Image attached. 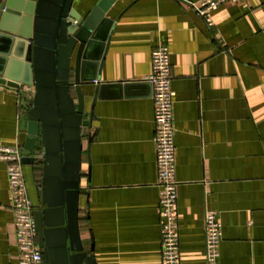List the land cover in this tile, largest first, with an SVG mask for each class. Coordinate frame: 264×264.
Wrapping results in <instances>:
<instances>
[{"label": "crops", "instance_id": "crops-1", "mask_svg": "<svg viewBox=\"0 0 264 264\" xmlns=\"http://www.w3.org/2000/svg\"><path fill=\"white\" fill-rule=\"evenodd\" d=\"M98 1L74 5L86 15ZM195 1L116 0L106 14L102 74L83 84L88 100L100 85L80 212L98 264H163L153 90L140 83L161 44L175 92L180 264H206L207 209L222 223L219 264H264V0L220 4L213 27ZM9 87L0 82V144L23 146L26 111ZM23 169L36 201L41 165ZM11 201L0 160V264H20Z\"/></svg>", "mask_w": 264, "mask_h": 264}, {"label": "water", "instance_id": "water-1", "mask_svg": "<svg viewBox=\"0 0 264 264\" xmlns=\"http://www.w3.org/2000/svg\"><path fill=\"white\" fill-rule=\"evenodd\" d=\"M74 1L0 0V82L34 89L21 101L27 116L21 161L41 165L33 216L44 264H98L84 243L80 212L83 141L89 157L87 130L100 85L88 100L83 84L102 74L112 29L102 35V25L116 0H99L86 15Z\"/></svg>", "mask_w": 264, "mask_h": 264}, {"label": "built area", "instance_id": "built-area-1", "mask_svg": "<svg viewBox=\"0 0 264 264\" xmlns=\"http://www.w3.org/2000/svg\"><path fill=\"white\" fill-rule=\"evenodd\" d=\"M226 1L197 0L192 2L197 13L208 27L215 25L213 12ZM152 69L145 78L150 82L154 101V144L157 164L159 206L163 216L161 228L163 264H180V238L178 233L176 179V143L174 96L170 50L167 45L155 46L152 50ZM9 88L21 95V101L31 99L33 86L17 83ZM22 105V103H21ZM21 144H0V160L7 164L9 188L12 196L10 207L14 214V226L20 264H44L38 246L37 230L33 216L36 201L31 197L21 161ZM206 264H219L220 244L223 238L222 223L218 213L207 209L204 215Z\"/></svg>", "mask_w": 264, "mask_h": 264}, {"label": "trees", "instance_id": "trees-1", "mask_svg": "<svg viewBox=\"0 0 264 264\" xmlns=\"http://www.w3.org/2000/svg\"><path fill=\"white\" fill-rule=\"evenodd\" d=\"M82 237H85L87 235V232L85 231V229L82 228Z\"/></svg>", "mask_w": 264, "mask_h": 264}, {"label": "rangeland", "instance_id": "rangeland-1", "mask_svg": "<svg viewBox=\"0 0 264 264\" xmlns=\"http://www.w3.org/2000/svg\"><path fill=\"white\" fill-rule=\"evenodd\" d=\"M84 142V141H83Z\"/></svg>", "mask_w": 264, "mask_h": 264}]
</instances>
